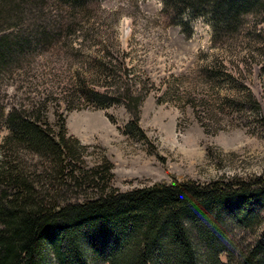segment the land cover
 <instances>
[{"label": "rangeland", "instance_id": "rangeland-1", "mask_svg": "<svg viewBox=\"0 0 264 264\" xmlns=\"http://www.w3.org/2000/svg\"><path fill=\"white\" fill-rule=\"evenodd\" d=\"M170 1L80 0L72 10L66 0H15L24 14L16 13L6 34L10 55L20 49L25 59L1 79L0 108L39 110L54 131L65 119L68 135L87 148L85 165L112 162V186L121 192L175 180L208 184L264 176L259 3L239 9L215 8V0ZM107 55L120 65L116 74H125L122 61L131 70L127 85L138 98L131 111L124 104L99 109L78 85L86 77L100 84L91 87L105 89L111 72L99 66ZM222 71L235 81L218 76ZM241 85L253 101L243 99ZM236 102L247 107L236 110ZM133 119L146 139L125 131ZM9 134L3 126L0 160ZM24 159L33 171L46 166L31 154Z\"/></svg>", "mask_w": 264, "mask_h": 264}, {"label": "trees", "instance_id": "trees-1", "mask_svg": "<svg viewBox=\"0 0 264 264\" xmlns=\"http://www.w3.org/2000/svg\"><path fill=\"white\" fill-rule=\"evenodd\" d=\"M66 1L72 10L82 5ZM218 1L215 8L245 9L258 2L264 15V0ZM19 4L0 0V101L1 79L25 59L20 49L16 57L10 55L6 34L11 19L24 14ZM107 57L112 58L102 57L99 66L111 72L103 91L86 77L78 85L99 109L124 104L131 111L130 102L138 101L127 85L131 70L120 63L124 80L116 74L120 65ZM240 91L244 100H254L247 87ZM242 102L233 103L236 110L247 107ZM134 119L125 131L146 139ZM3 126L10 134L0 160V264H264V176L208 184L175 180L121 192L112 186V162L85 165L87 148L68 135L65 119L54 131L39 110L1 107L0 131ZM25 153L45 160L44 170H31Z\"/></svg>", "mask_w": 264, "mask_h": 264}]
</instances>
